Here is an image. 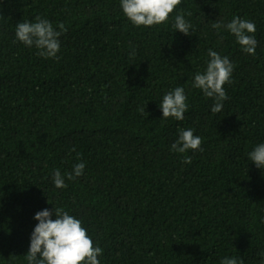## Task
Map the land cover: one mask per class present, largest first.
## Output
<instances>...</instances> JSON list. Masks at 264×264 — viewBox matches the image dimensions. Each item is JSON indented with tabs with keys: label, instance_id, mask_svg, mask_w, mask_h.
Instances as JSON below:
<instances>
[{
	"label": "trees",
	"instance_id": "trees-1",
	"mask_svg": "<svg viewBox=\"0 0 264 264\" xmlns=\"http://www.w3.org/2000/svg\"><path fill=\"white\" fill-rule=\"evenodd\" d=\"M181 10L191 35L172 26ZM237 15L255 23L254 56L211 27ZM36 16L67 27L58 60L15 41ZM210 48L234 64L219 113L192 86ZM177 86L188 110L164 119L158 105ZM178 128L203 150L172 151ZM261 142L264 0H182L154 27L133 26L120 0H0V264H27L33 217L53 207L82 221L100 264H261L264 169L247 156Z\"/></svg>",
	"mask_w": 264,
	"mask_h": 264
},
{
	"label": "clouds",
	"instance_id": "clouds-1",
	"mask_svg": "<svg viewBox=\"0 0 264 264\" xmlns=\"http://www.w3.org/2000/svg\"><path fill=\"white\" fill-rule=\"evenodd\" d=\"M181 2L182 0H120V7L133 26L154 27L168 23L170 14ZM172 26L185 35L192 34L190 29L193 26L185 20L182 10L175 15ZM211 27L218 33L221 29L227 30L235 37L243 52L255 55L257 40L254 36L256 31L254 21L242 19L237 15L227 23L214 21ZM66 32L67 27L63 22L54 28L51 21L36 16L34 22L25 20L16 24L15 41L29 48L34 46L38 50L36 54L41 57L58 60L59 37ZM220 39H223V36ZM129 55L134 56L135 53ZM207 56L209 59L206 61V67L203 72L198 71L194 74L192 86L202 90L206 98H211L213 100L211 112L219 113L223 110V102L228 98L224 85L231 83L234 64L228 56H222L211 48L208 49ZM187 99L184 88L180 86L165 92L158 105L162 110V117L183 120L184 113L189 107ZM144 109L145 107L140 109V112L147 116L148 113ZM177 132V139L171 144L172 151L186 153L189 150H203L201 148L203 138L195 135L193 129L178 128ZM79 156L77 153L78 158ZM247 156L257 168L264 169V142L255 145ZM183 162L190 164L191 157L184 156ZM84 168V162L74 164L72 171L66 174L67 179L73 180L83 175ZM52 181L56 188L67 187L65 176L61 175L58 168L52 174ZM33 218L38 223L30 234V245L26 252L27 264H81V262L100 264L99 257L103 249L87 235V229L80 219L70 215L62 207H53L51 210L45 208L36 212ZM220 264H243V261L236 257H224ZM261 264H264V260Z\"/></svg>",
	"mask_w": 264,
	"mask_h": 264
}]
</instances>
